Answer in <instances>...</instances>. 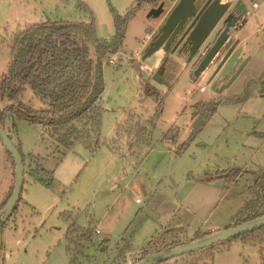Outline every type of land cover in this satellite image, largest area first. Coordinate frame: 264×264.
<instances>
[{"label":"rangeland","instance_id":"1","mask_svg":"<svg viewBox=\"0 0 264 264\" xmlns=\"http://www.w3.org/2000/svg\"><path fill=\"white\" fill-rule=\"evenodd\" d=\"M244 1L258 18L240 37L249 59L217 94L205 79L190 82L185 74L170 87L152 80L158 57L142 59L147 43L139 47L157 19L146 16L151 7L143 3L127 20L117 50L102 60L104 89L87 119L88 146L76 141L66 149L46 127L6 119L25 172L1 229L0 264H130L181 242L170 243L173 235L187 242L196 233L233 224L264 169V97L252 84L264 64V0ZM124 4L128 1L0 0V79L12 36L25 25L91 21L96 38L110 42L116 35L114 12L122 17L130 8ZM19 98L43 107L29 87ZM212 98L216 105L202 111L201 103ZM5 104L0 100V108ZM30 168L34 172L28 174ZM14 174L0 141V205ZM204 251L211 257L203 262L211 264H261L264 234L231 238Z\"/></svg>","mask_w":264,"mask_h":264},{"label":"trees","instance_id":"2","mask_svg":"<svg viewBox=\"0 0 264 264\" xmlns=\"http://www.w3.org/2000/svg\"><path fill=\"white\" fill-rule=\"evenodd\" d=\"M158 1L135 0V5L133 4L122 17L113 11L116 35L110 42L96 38L91 21H52L48 19L25 25L18 30L11 39L7 71L0 79V100L6 101V104L0 108V124L9 138L11 139V129L6 125V119L19 117L29 124L46 127L50 136L66 149L76 141L88 146L92 137L87 119L96 113L97 101L104 89L102 60L107 53L117 50L121 44L127 20L136 9L144 2L155 6ZM26 87H29L39 98L43 107L35 109L20 101L19 97ZM216 103L214 99L202 102V111H206L207 108L212 110ZM12 129L14 130L13 123ZM17 148L19 150L18 146ZM6 154L14 164L11 155L7 151ZM30 158V160H35L32 155ZM36 165L39 168L41 163L37 161ZM32 172L34 169L30 168L28 174ZM254 186L257 190L253 198L238 212L241 215L229 227L264 215V202H262L264 200V169L257 175ZM12 189L13 186L0 205V211L7 203ZM211 233L213 232L196 233L188 241L208 236ZM263 234L264 226L234 238L247 236L257 239ZM181 243L183 242L170 244L169 247ZM204 249L206 248L157 264H169L171 260L177 259L181 262L177 261L175 264H211V262H203L204 258L211 257V253L205 252ZM147 255L149 254L143 257ZM192 258L197 259H193V262L189 261ZM261 264H264V256L261 257Z\"/></svg>","mask_w":264,"mask_h":264},{"label":"water","instance_id":"3","mask_svg":"<svg viewBox=\"0 0 264 264\" xmlns=\"http://www.w3.org/2000/svg\"><path fill=\"white\" fill-rule=\"evenodd\" d=\"M162 19L150 40L144 46L142 59L156 55L158 66L151 78L158 84L163 80L167 60L194 62L193 81L206 80L215 94L228 87L247 63L240 37L242 32L258 23V18L244 0H159L146 15ZM155 66V67H156ZM264 72V69H263ZM259 93L264 92V79L260 80ZM0 140L15 165L12 193L0 212L1 228L9 218L19 198L23 184V158L17 146L0 124ZM264 226V215L241 224L215 231L208 236L183 242L174 247L153 252L131 264H157L186 253L209 247Z\"/></svg>","mask_w":264,"mask_h":264},{"label":"flooded vegetation","instance_id":"4","mask_svg":"<svg viewBox=\"0 0 264 264\" xmlns=\"http://www.w3.org/2000/svg\"><path fill=\"white\" fill-rule=\"evenodd\" d=\"M162 61L163 60L161 59L158 66L160 65ZM195 65L196 64L191 61L184 62V60H181L179 62H176L175 60L172 61L171 59L167 60L166 63H164V67H163L164 69L163 80L166 82V86L170 87L174 83V81H177L183 74L186 75L188 81L195 82L193 81V78H194L193 71L195 70ZM158 66H156L153 71H155V69H157ZM263 69H264V64L259 73L258 78L254 81V83H252L254 84L253 86L255 87L256 92L259 97H264V92L263 93L258 92V89H259L258 83L260 80L264 79ZM162 85H165V84H162Z\"/></svg>","mask_w":264,"mask_h":264},{"label":"crops","instance_id":"5","mask_svg":"<svg viewBox=\"0 0 264 264\" xmlns=\"http://www.w3.org/2000/svg\"><path fill=\"white\" fill-rule=\"evenodd\" d=\"M123 2H124V0H122ZM128 1V4H124L123 5V7L125 8V9H128L129 7H131L133 4H134V2H135V0H127ZM222 1H224V0H222ZM159 3V1L157 2V4ZM254 3V2H253ZM144 4L145 5H149L150 7H152V6H154V5H152L151 3H148V2H144ZM156 6V5H155ZM258 6L259 5H257L256 7L258 8ZM162 19L163 18H161V19H157V21L155 22V24H154V26L152 27V28H150V31L146 34V39L141 43V46L139 47V49L141 48V47H143L144 45H145V43H147V41H148V39L154 34V32L156 31V29L158 28V26L161 24V22H162ZM245 40V38H241V40H240V44L243 42ZM203 91H205V89L203 90ZM212 99H216V98H212ZM210 100V99H209ZM207 101V100H206ZM146 192H148L149 193V191H146ZM216 231H218V230H216ZM172 240L170 241V243L172 242V241H179V240H181V242H184V241H182V239H180V238H175L174 237V235L172 236ZM176 239H178V240H176ZM167 247H169V246H167Z\"/></svg>","mask_w":264,"mask_h":264},{"label":"built area","instance_id":"6","mask_svg":"<svg viewBox=\"0 0 264 264\" xmlns=\"http://www.w3.org/2000/svg\"><path fill=\"white\" fill-rule=\"evenodd\" d=\"M252 6H253V7H256L257 4L254 2V3L252 4ZM204 89H205L204 86H201V87H200V91H203ZM136 201H139V199H136ZM98 232H99V230H96V233H98ZM131 263H132V262H131ZM131 263H130V264H131Z\"/></svg>","mask_w":264,"mask_h":264}]
</instances>
